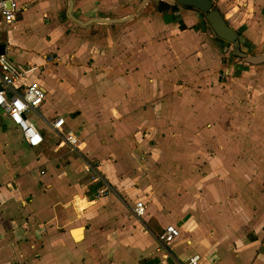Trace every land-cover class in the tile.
<instances>
[{"label": "crops", "instance_id": "obj_1", "mask_svg": "<svg viewBox=\"0 0 264 264\" xmlns=\"http://www.w3.org/2000/svg\"><path fill=\"white\" fill-rule=\"evenodd\" d=\"M15 1L11 23L0 15V52L47 97L39 147L0 108V264H264V63L238 75L226 65L224 79L208 67L224 55L183 64L165 20L154 38H123L122 60L99 34L136 19L140 0H74L82 21L134 15L87 27L68 0ZM212 2L247 45L264 47V0ZM66 53L69 63L50 58ZM104 63L113 69L96 70ZM57 117L80 133L76 148L58 146ZM100 185L108 194L91 204ZM169 225L180 236L164 244Z\"/></svg>", "mask_w": 264, "mask_h": 264}, {"label": "built area", "instance_id": "obj_2", "mask_svg": "<svg viewBox=\"0 0 264 264\" xmlns=\"http://www.w3.org/2000/svg\"><path fill=\"white\" fill-rule=\"evenodd\" d=\"M19 10V4L15 0H0V15L6 23L14 20V12ZM55 63H69L71 54L66 53L65 57L55 55L50 57ZM29 71L13 64L6 53L0 52V108L9 115L12 122L17 125L26 141L31 147H39L44 143V135L41 133L38 123L44 119L41 108L46 101L47 93L45 88L38 82L27 85L23 80ZM66 122L63 117L54 118L49 122L51 129L58 134V146L60 148H76L80 143V133L77 130L66 129L62 131ZM83 174L90 175L91 182H99V177L93 173V167L88 165ZM94 197L91 204L97 203L102 197L108 194V188L98 186L94 190ZM134 213L142 217L146 213V206L138 202ZM180 236V230L174 225L167 226L160 240L164 244L174 242ZM199 256L192 257L188 264H197Z\"/></svg>", "mask_w": 264, "mask_h": 264}, {"label": "rangeland", "instance_id": "obj_3", "mask_svg": "<svg viewBox=\"0 0 264 264\" xmlns=\"http://www.w3.org/2000/svg\"><path fill=\"white\" fill-rule=\"evenodd\" d=\"M143 0H140L139 3L136 5V7L133 8L132 14H136L137 9L139 8L140 4L142 3ZM218 0H215L217 2ZM165 2H162L161 0H155L149 3L146 7L148 12L145 11L141 14H136L132 22H129L127 24H124L122 26H116L113 27L112 30L105 31L104 33H100V36H104V39H107L109 37L113 38L115 42V57H121L123 60V53H124V48L123 46V38H128L129 37V42L128 45H134L138 42L139 39L147 38V34H154L153 37H156V34L158 35L161 34L160 31H150V28L153 27L154 24L156 23H161L162 20L165 21H171L173 23H176V27L171 30L172 35L175 36L176 39L179 40V44L177 46V49L180 51L179 58L180 60L182 59L184 62L183 64H190L191 61L197 59L201 60L202 55L198 56V52L203 51H209L212 56L217 55V58L220 56L224 55V62L223 66L221 65V61H217V66L215 67H210L212 69H216L218 66H220V69H222V73L220 76L222 79H224L225 72H228V68L226 65H229L230 67V72L235 73L238 75L242 73L241 69H244L246 67L254 66L252 64H249L246 62L244 59H240L235 55V49L234 46L226 41L223 43L218 42L216 40H213L211 38V32L212 35H214V31L212 30L211 26L207 23V20L205 19V14L200 13L196 10L192 9H182L180 12V15L174 14L171 10L170 12L166 15L165 12L161 13L160 9L162 4ZM179 23V24H177ZM185 31H184V30ZM241 51L246 52L250 55H261L264 53V47L260 48L259 50L255 51L256 46L252 47L246 44V41L241 35ZM142 43V42H141ZM210 56L209 58H211ZM223 59V56H222ZM188 61V62H187ZM232 64V65H231ZM122 65V64H121ZM231 65V66H230ZM104 67V71L112 70L113 68L108 67V64L104 63L103 65H99L98 69L102 71V68ZM119 70L120 72L123 71V68L120 66L119 68H115V71ZM117 72V71H116ZM117 72V73H120ZM124 74V73H122ZM124 77V76H123ZM121 79V77H118ZM181 85L183 83L181 82ZM95 115H99L98 111L95 110Z\"/></svg>", "mask_w": 264, "mask_h": 264}, {"label": "water", "instance_id": "obj_4", "mask_svg": "<svg viewBox=\"0 0 264 264\" xmlns=\"http://www.w3.org/2000/svg\"><path fill=\"white\" fill-rule=\"evenodd\" d=\"M69 1L68 16L77 24L87 27L93 23H103V24H123L131 21L134 18V15H129L121 19H103V18H93L87 21H82L74 14V0ZM151 1L155 0H143L137 13H139L145 6ZM165 2L163 10L165 13H168V10H171L174 14L180 15L182 9H193L200 13L205 14V19L207 23L211 26L215 35L223 39L224 41L232 44L235 49V55L240 59L246 60L249 64L260 65L264 63V53L261 55H250L246 52L241 51V41L238 38V33L233 27H231L220 11L216 10L212 0H161Z\"/></svg>", "mask_w": 264, "mask_h": 264}, {"label": "flooded vegetation", "instance_id": "obj_5", "mask_svg": "<svg viewBox=\"0 0 264 264\" xmlns=\"http://www.w3.org/2000/svg\"><path fill=\"white\" fill-rule=\"evenodd\" d=\"M164 5H165V4H162V6H161V9H160L161 12H165V10H163V6H164ZM186 9H189V8H186ZM192 10H193V9H192ZM169 12H170V10H168V13H169ZM238 35H239V34H238ZM238 38L241 39V36L239 35ZM240 41H241V40H240ZM241 46H242V43H241Z\"/></svg>", "mask_w": 264, "mask_h": 264}, {"label": "trees", "instance_id": "obj_6", "mask_svg": "<svg viewBox=\"0 0 264 264\" xmlns=\"http://www.w3.org/2000/svg\"><path fill=\"white\" fill-rule=\"evenodd\" d=\"M216 10H218L217 8H215ZM239 36V35H238ZM220 39V38H219ZM221 41H224L223 39H220Z\"/></svg>", "mask_w": 264, "mask_h": 264}]
</instances>
